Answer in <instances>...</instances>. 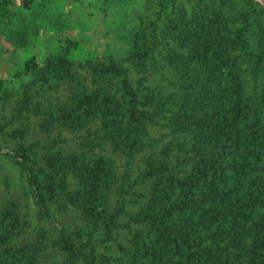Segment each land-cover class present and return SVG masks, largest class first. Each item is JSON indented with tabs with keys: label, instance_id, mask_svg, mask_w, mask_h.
<instances>
[{
	"label": "rangeland",
	"instance_id": "rangeland-1",
	"mask_svg": "<svg viewBox=\"0 0 264 264\" xmlns=\"http://www.w3.org/2000/svg\"><path fill=\"white\" fill-rule=\"evenodd\" d=\"M255 1L264 7L263 0ZM256 15L262 17L239 0H0V219L6 220L2 226L10 222L13 229L2 246L5 252L42 242L41 264H68L58 245L64 230L75 241L73 264L104 259L124 264L128 231L133 229L108 235L102 220L89 227L102 212L101 205L95 202L83 209L76 204V174L102 157L106 166L98 174V196H103L106 215L117 213L120 224L149 196L148 185L138 180L147 161H172V172L188 167L193 151L173 133L170 112H158L152 98L180 94L183 74L176 67V55L181 53L185 26L202 31L209 23L226 24V40L242 70L243 99L252 110L254 101L264 103V32ZM135 27L148 49L141 65L132 62L127 51ZM58 54L73 64L69 77L60 79L61 68L46 79L40 76L38 66ZM88 61L120 65L139 96L150 99L144 102L152 112L145 149L116 150L111 137L118 124H48V108L66 105L75 82L90 89L103 84L86 67ZM176 152L186 158L177 161ZM31 173L32 179L27 175ZM61 177L67 183L63 192L54 187L45 201L37 198L38 192L49 190V183L57 186Z\"/></svg>",
	"mask_w": 264,
	"mask_h": 264
},
{
	"label": "trees",
	"instance_id": "trees-1",
	"mask_svg": "<svg viewBox=\"0 0 264 264\" xmlns=\"http://www.w3.org/2000/svg\"><path fill=\"white\" fill-rule=\"evenodd\" d=\"M239 4L262 15L256 19L264 32V7L255 0H239ZM185 27L180 33L181 53L176 55V67L183 74L180 94L152 98L158 112H170L173 133L193 151L188 167L179 174L182 171L172 172V161H147L138 180L148 185L149 196L138 212L120 224L117 213L106 215L103 196H98V174L106 166L102 157L90 160L76 174L79 188L74 200L83 209L94 207L95 202L101 205L102 212L95 216L102 218L89 227L102 220L108 235L133 229L128 231L124 264H264V103L254 101L252 110L243 99L242 70L226 40V24L209 23L202 31ZM132 32L127 51L131 61L141 65L148 49L139 28ZM72 67L61 54L47 57L38 66L45 79L61 68V80L69 77ZM86 67L103 84L90 89L75 82L66 105L48 108V124L94 120L118 124L111 137L116 150L145 149L150 143L147 124L152 112L144 102L150 99L139 96L120 65L88 61ZM177 152L176 160L183 161L186 157ZM58 156L52 155L53 165ZM58 181L56 186L46 178L50 188L38 192L37 198L45 201L54 187L63 192L67 183L62 177ZM4 223L0 219V264H41L42 242L5 252L2 246L8 244L13 229L10 222L6 227ZM62 231L58 245L67 254L68 264H73L75 241L72 233ZM88 264L108 263L104 259Z\"/></svg>",
	"mask_w": 264,
	"mask_h": 264
}]
</instances>
